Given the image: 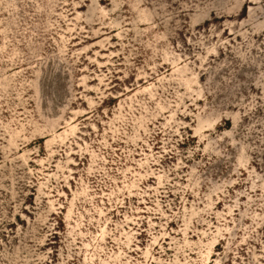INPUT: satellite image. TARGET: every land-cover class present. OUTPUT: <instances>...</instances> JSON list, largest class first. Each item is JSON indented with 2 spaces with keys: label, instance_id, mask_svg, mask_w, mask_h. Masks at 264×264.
Returning <instances> with one entry per match:
<instances>
[{
  "label": "rangeland",
  "instance_id": "374dc122",
  "mask_svg": "<svg viewBox=\"0 0 264 264\" xmlns=\"http://www.w3.org/2000/svg\"><path fill=\"white\" fill-rule=\"evenodd\" d=\"M0 264H264V0H0Z\"/></svg>",
  "mask_w": 264,
  "mask_h": 264
}]
</instances>
